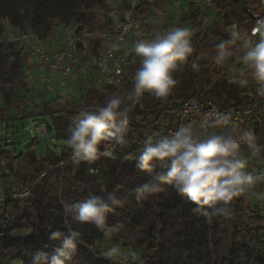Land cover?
<instances>
[{
  "label": "trees",
  "instance_id": "obj_1",
  "mask_svg": "<svg viewBox=\"0 0 264 264\" xmlns=\"http://www.w3.org/2000/svg\"><path fill=\"white\" fill-rule=\"evenodd\" d=\"M246 3L247 0H219L215 17L207 22L203 20L204 9L196 0H183L174 15L180 26L191 31L194 51L179 67L183 86L181 97L176 99L205 98L229 107H247L254 102L258 85L251 74L244 79L235 76L231 83L225 78L227 67L238 69L241 46H232L233 55L223 64H216L214 59L216 45L231 37L227 27L242 21ZM107 7L108 0H0V23L8 20L20 32L31 29L45 43L54 22L78 24L81 33L93 26L96 16H105ZM148 10L144 0L135 8L138 14ZM246 26L244 23L243 27ZM97 47V43H92L94 52ZM29 61L28 52L20 44L0 43V122L46 117L49 136L53 132L50 137L61 141L63 146L52 150L46 145V150L36 155L32 142L41 138L36 137L25 152H0L10 170L4 179L6 190L20 185L31 188L29 197L23 201L8 200L0 204V264H10V259H16L14 264H36L37 257L39 264L46 263L63 244V237L52 239L51 234L60 231L66 237L70 229L79 231L83 237L71 263L117 264L118 258L112 260L102 248L104 243L110 248L123 237L121 223L129 219L135 223L134 244L140 247L141 255L134 253L140 264H264V220L258 205L247 199L246 193L229 204L232 212L229 218L194 214L192 209L196 206L177 194L171 185L163 184L160 192L151 195L137 193L136 189L148 182L150 175L136 167L139 158L130 154L129 147L143 139L145 129L155 123L162 103L149 110L135 103L129 113L128 146L115 159L101 157L76 165L66 145L69 130L76 122L72 114L94 110L107 100L92 88L87 89L82 103L74 104L60 95L42 99V94L31 85ZM193 63L197 67L193 68ZM242 80L246 83L242 84ZM133 86L134 77H131L125 84V96ZM19 91H24L21 100L11 106L8 94ZM31 105L35 110L28 112ZM7 107L16 109L14 117L6 115ZM253 135L261 146L264 161V113ZM152 167L154 172L165 171L154 164ZM92 168L98 174L90 173ZM110 194L121 201V206L107 214V224L117 230L110 239L94 225L78 224L65 213L68 203H84L94 196L106 198Z\"/></svg>",
  "mask_w": 264,
  "mask_h": 264
},
{
  "label": "clouds",
  "instance_id": "obj_2",
  "mask_svg": "<svg viewBox=\"0 0 264 264\" xmlns=\"http://www.w3.org/2000/svg\"><path fill=\"white\" fill-rule=\"evenodd\" d=\"M192 33L188 28L175 27L157 33L150 40H137L133 47L140 66L135 71L134 86L130 94H114L102 106L91 111L79 112L76 122L70 128L66 145L71 149L73 163L94 162L101 157L115 159L116 146H128L129 113L145 93L157 100H167L177 80L174 73L192 55ZM254 37H258L254 39ZM240 45L243 54L239 57L245 69L251 71L252 79L259 86L257 92L264 97V19L258 20L253 28H234L228 40L216 45L215 63L223 64L233 55L232 46ZM197 67L193 63V68ZM242 84L246 81H240ZM126 100L132 101L127 104ZM224 125L219 133L207 129ZM237 130L228 116L213 120L205 113L197 125L191 123L180 127L171 135L155 141L148 136L136 167L149 173L148 182L139 186L140 195L160 192L161 185H171L177 194L186 197L196 207L193 213L205 218L232 215L229 204L234 198L251 193L255 185L264 181V174L255 175L247 170V161L240 151V142L247 143L253 155L260 151L257 138L250 131L237 137ZM159 162L164 172H154L152 164ZM257 198L264 193H255ZM121 201L115 194L106 198L94 196L84 203H68L66 215L81 225H94L105 238L113 237L116 229L107 224V214ZM63 237L61 248L51 257L50 264H66L73 259L82 234L69 230L65 237L60 231L51 234L52 239ZM109 258L134 259L135 253L125 252L119 245L107 248ZM47 261V256L43 257ZM40 257L36 258L39 264Z\"/></svg>",
  "mask_w": 264,
  "mask_h": 264
},
{
  "label": "built area",
  "instance_id": "obj_3",
  "mask_svg": "<svg viewBox=\"0 0 264 264\" xmlns=\"http://www.w3.org/2000/svg\"><path fill=\"white\" fill-rule=\"evenodd\" d=\"M140 1L108 0L105 12L107 23L97 36L96 52L92 50V43L88 45L84 42L83 31L78 33V24L65 25L57 22L53 24L49 39L57 41L58 47H48L46 42L41 43L31 29L17 31L8 20L0 23V43L7 41L20 44L28 52L30 57L28 74L36 77L37 85L32 84V86L40 94H43L46 89L54 90L56 81L59 87L57 95L66 97L62 94V89L66 88L67 80L74 77H92L101 86L125 88L126 82L135 75L134 69L140 66V58L134 59L136 56L134 43L141 39L150 40L157 33L165 32L164 19L169 14L177 13L183 2V0H144L148 3L149 10L138 14L135 8ZM218 1L196 0L202 9H212ZM158 3L160 6H157ZM241 19L242 21L227 27L230 34L234 28L250 31L258 20L264 19V0H247L246 12ZM244 23H247L246 27H243ZM256 38L258 37H254ZM242 54L243 48L241 47L240 55ZM250 74L251 71L245 69L240 61L236 71L231 66L227 67L225 78L228 83H231L235 76L244 79ZM162 105V109L155 118V123L145 129L143 139L134 141L129 147V152L133 157L139 158L144 141L148 136H152L155 141L162 136L173 134L186 124L197 125L205 113L213 120L228 116L231 124L236 127L237 137L245 131L254 133L264 113V97H261L258 92L254 102L247 107L222 106L205 98L172 99ZM77 116L78 113H73V120L76 121ZM1 125L4 126V124ZM223 130L224 125L222 124L207 129L209 133H219ZM28 132L32 138L41 137L52 140L49 136L48 125L44 120L34 119ZM116 151L117 157L123 149L116 146ZM240 151L247 161L248 171L255 175L264 174V161L260 151L253 155L244 141L240 142ZM153 164L162 168L157 161ZM89 172L94 175L98 174L96 168L89 169ZM9 173L6 159L0 157V204L8 200L23 201L30 195L31 188H24L21 185L6 190L4 179ZM255 193H264V181L256 184L251 193H246L258 205L264 220V196L257 198ZM128 251L134 252L131 248L126 252ZM116 263L140 264L136 258H129L126 261L118 258Z\"/></svg>",
  "mask_w": 264,
  "mask_h": 264
},
{
  "label": "rangeland",
  "instance_id": "obj_4",
  "mask_svg": "<svg viewBox=\"0 0 264 264\" xmlns=\"http://www.w3.org/2000/svg\"><path fill=\"white\" fill-rule=\"evenodd\" d=\"M157 6H160V3L157 4ZM220 5L216 4L214 8L212 9H204V21H211L218 10V7ZM172 17L175 18V15L172 14ZM169 19H164V27L163 29L165 31L171 30L175 27H182L178 23V19L171 20L170 22H167ZM107 20L105 16L99 15L96 16L94 19V24L91 28H84L83 30V39L86 44L91 43H97L98 44V34L99 32L106 26ZM91 50V49H89ZM137 56L134 57V59ZM225 63V62H224ZM180 68L177 69V71L174 73V78L177 80V84L174 86L171 95L167 100H172L176 98L181 97L182 92V81L180 80ZM31 77V85H37L36 77L34 75H29ZM71 79V78H70ZM69 79V80H70ZM31 85L29 87H31ZM66 88L62 89V94L66 95L68 99H70L71 102L74 104L76 103H82L85 99L87 89L92 88L96 93H102L104 95V99L108 100L111 98L114 94L119 93L121 95H124L126 92V88H118V87H111V86H101L98 84L97 81L93 78H80V77H74L71 79V81L67 80ZM33 87V86H32ZM24 91H19V93H9L7 98L11 102V106L16 105L21 100V94H23ZM58 93V90L51 91L50 89H46L43 91L42 99H49L53 96H56ZM32 97V96H31ZM37 97V96H36ZM38 98V97H37ZM36 99V98H35ZM167 100L161 101L157 100L155 97L150 95L149 93H145L136 103L138 104L139 108L143 110H149L150 108L154 107L155 104H161ZM40 100H36V104ZM1 105V102H0ZM34 106H30L28 109V112L34 111ZM6 115L8 117H14L16 115V109L14 107H7L6 109ZM43 119L45 121H48V118L46 117H28V118H18V119H10L7 121L0 122V152L6 151L9 154H12L13 152H16L17 154L25 152L27 145L30 143L32 137L29 134L28 130L30 129V124L34 119ZM1 124H4L2 126ZM28 127V128H27ZM53 135V132L50 133V136ZM51 141L49 143H44V140L39 138L37 142H32L34 144L33 149L35 151L36 155H40L43 153V151L46 150V145L51 147L52 150H56L57 148H60L63 146V143L61 141L55 140L54 137H51ZM51 143H54V145H50ZM246 198L249 199V197L246 195ZM122 221L121 225H123L122 234L123 237L118 240L115 244H119L124 250L127 249H133L137 253V255H141V249L137 245L134 244V235H135V223L132 222L131 219ZM107 243H104L103 250H107L109 248L106 247ZM110 245V244H109ZM114 245V244H113ZM16 259H10L8 263L14 264ZM49 259L48 262L43 264H50ZM115 260V259H112ZM66 264H78V263H71L66 262Z\"/></svg>",
  "mask_w": 264,
  "mask_h": 264
},
{
  "label": "crops",
  "instance_id": "obj_5",
  "mask_svg": "<svg viewBox=\"0 0 264 264\" xmlns=\"http://www.w3.org/2000/svg\"><path fill=\"white\" fill-rule=\"evenodd\" d=\"M169 20L167 21V22H170L171 20H175V18L174 17H172V14H169L168 15V17H167ZM48 47H58V43H57V41H52L51 39H48V41L45 43ZM68 81H71V79L70 80H68ZM54 90H57L59 87H58V82H54ZM53 89L51 90V91H54ZM1 133V132H0Z\"/></svg>",
  "mask_w": 264,
  "mask_h": 264
}]
</instances>
